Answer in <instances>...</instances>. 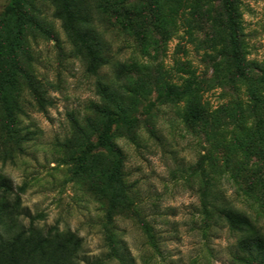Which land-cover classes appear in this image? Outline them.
I'll use <instances>...</instances> for the list:
<instances>
[{
	"label": "rangeland",
	"instance_id": "1",
	"mask_svg": "<svg viewBox=\"0 0 264 264\" xmlns=\"http://www.w3.org/2000/svg\"><path fill=\"white\" fill-rule=\"evenodd\" d=\"M10 2L0 0V264H245L239 242L264 236V0H235L242 79L220 0H85L106 61L94 75L54 0H19V34ZM110 121L120 156L98 146ZM204 196L254 229L232 232Z\"/></svg>",
	"mask_w": 264,
	"mask_h": 264
},
{
	"label": "trees",
	"instance_id": "2",
	"mask_svg": "<svg viewBox=\"0 0 264 264\" xmlns=\"http://www.w3.org/2000/svg\"><path fill=\"white\" fill-rule=\"evenodd\" d=\"M54 3L56 5V17L63 22L70 38L86 52L88 58L87 72L92 75L97 74L106 61L101 50L102 45L98 33L90 20L89 13L83 8L85 0H54ZM220 4L228 32L230 58L234 66L235 76L242 79L245 78L247 74L244 68L245 61L241 49L240 27L235 0H220ZM107 5L108 2H105L103 6L107 7ZM9 6L10 14L17 20V30L19 34L25 19L24 11L19 4V0H11ZM99 93L105 101L115 104L116 98L108 88L100 85ZM188 114L194 121L202 119L201 110L195 104L189 107ZM113 122L116 121H110L107 127L99 134L98 146L112 155L120 156L119 147L113 143L110 137ZM112 173L113 179L120 183L118 193L120 197H123L126 201H131V193L127 190L128 188L125 182L121 179V173L119 175L118 167H114ZM202 205L206 213H208L210 209H214L232 232L243 233L246 230L254 229L252 218L243 211L237 210L229 205L212 203L207 196L202 198ZM8 209H10V207L7 205V201L1 202L0 211L9 215L7 213ZM60 248L67 249V246L60 245ZM239 249L243 255L238 253L234 257V260L244 262L245 264H264L263 235L258 234L241 240L239 242Z\"/></svg>",
	"mask_w": 264,
	"mask_h": 264
}]
</instances>
